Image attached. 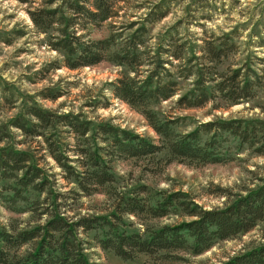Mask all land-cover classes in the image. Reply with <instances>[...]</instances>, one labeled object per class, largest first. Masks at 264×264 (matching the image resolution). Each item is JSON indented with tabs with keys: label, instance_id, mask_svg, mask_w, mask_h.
<instances>
[{
	"label": "trees",
	"instance_id": "1",
	"mask_svg": "<svg viewBox=\"0 0 264 264\" xmlns=\"http://www.w3.org/2000/svg\"><path fill=\"white\" fill-rule=\"evenodd\" d=\"M42 2L29 13L37 29L46 34L48 45L62 56L52 68L76 70L103 61L125 66L128 74L111 81L108 88L115 98L141 112L159 138L96 120L82 108L60 112L36 102L1 123L0 204L16 213H31L39 222L0 224V264H92L82 238L89 231L95 232L98 246L123 259L144 254L158 260H182L183 253L200 255L222 240L254 230L264 220V180L211 208L183 190H152L147 185L131 192L114 188L118 182L114 163L122 159H151L164 152L168 163L211 164L232 161L245 150L264 157V118L215 117L182 131L188 118L158 109L176 95L175 108L214 103L213 110L257 97L263 84L251 63L238 68L226 65L229 52L239 45L235 35L203 39L196 44L200 56L193 53L190 40L177 35V26L164 42L149 44L151 25L170 13L161 1L130 20L128 34L117 32L113 24L107 37L93 39L89 27L120 17L125 0ZM137 15L133 12L130 19ZM188 81L190 86L185 88L182 83ZM40 94L52 100L64 95L49 89ZM109 101L102 94L91 98L87 106L107 108ZM13 129L24 136L18 144L27 138L37 144L19 148ZM46 157L55 161L66 185L44 163ZM101 191L114 199L110 214H73V204ZM129 216L144 222L129 230ZM164 218L177 220L154 222ZM220 264H264V243L244 245Z\"/></svg>",
	"mask_w": 264,
	"mask_h": 264
},
{
	"label": "rangeland",
	"instance_id": "2",
	"mask_svg": "<svg viewBox=\"0 0 264 264\" xmlns=\"http://www.w3.org/2000/svg\"><path fill=\"white\" fill-rule=\"evenodd\" d=\"M42 1L23 3L19 0H0V124L19 114L26 104L36 102L42 107L60 112L82 108L96 120H106L157 140L159 136L148 124L145 116L115 98L108 88L111 81L128 74L125 66L103 61L76 70L67 67L52 68L53 63L62 56L48 45L46 34L37 29L29 13L30 9L41 6ZM161 1L168 6L170 13L151 25L149 44L164 42L175 32L172 28L177 26V35L190 40L193 53L200 56L201 52L196 44H201L203 39L233 33L239 45L229 52L226 65L238 68L246 61L251 63L261 75L263 86L251 102L222 110H213L214 103L203 108H175L174 101L178 95L165 101L158 109L167 114L188 118L184 123L186 125L180 128L182 131H189L199 122L215 117L264 118V0H125L122 3L121 16L96 27L90 26V37H107L113 24L117 32L128 34L130 20L143 16L149 7ZM133 12L138 15L130 19ZM182 84L187 88L190 81ZM45 89L64 95L57 100L46 99L40 94ZM102 94L109 97V107L93 109V106H87L91 98ZM13 131L19 148L27 149L37 144L30 138L23 144H18L24 136L17 129ZM236 156L232 161L211 164H188L179 161L168 163L164 152L151 159L118 160L114 163V172L118 178L114 188L131 192L147 185L152 190H183L190 192L206 208L222 206L230 195L244 192L264 180V157L257 156L250 150ZM44 160V163H48L47 167L57 173L60 183L66 185L67 182L59 174L60 168L55 165V161L51 157ZM141 196L147 194L141 193ZM68 200L73 201L71 197ZM113 206L114 199L101 191L91 196H83L72 208H75L73 214L76 216L106 215L114 210ZM126 219L132 224L128 227L129 230L139 228L144 222V219L136 216ZM12 220L23 226H33L39 222L31 213H16L0 204V224L7 225ZM176 220L164 218L154 222L173 223ZM94 233L89 231L82 237L87 242L86 252L92 264H220L244 245L256 246L264 243V220L251 232L222 240L203 254L183 253L182 260H158L144 254L134 259H123L113 251L98 246Z\"/></svg>",
	"mask_w": 264,
	"mask_h": 264
}]
</instances>
